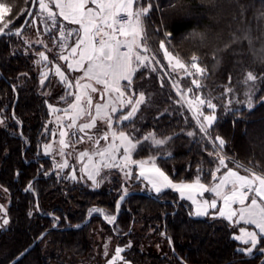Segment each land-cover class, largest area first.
Instances as JSON below:
<instances>
[{"label":"trees","instance_id":"obj_1","mask_svg":"<svg viewBox=\"0 0 264 264\" xmlns=\"http://www.w3.org/2000/svg\"><path fill=\"white\" fill-rule=\"evenodd\" d=\"M0 2L12 7L6 20L12 21L0 36V201L8 203L9 217V226L0 231V264H9L53 227L57 229L42 240L48 241L47 246L41 242L18 264H53L58 257L68 256L90 258L98 224L132 245L125 257L133 264H264L260 250L264 239L253 256L244 255L237 251L240 245L228 222L192 216L188 203L172 191L153 197L148 191H131L137 193L130 194L118 212L124 194L118 180H113L116 187L92 189L84 174L76 180L62 175L54 157L44 153L57 129L51 107H65L75 98L74 90L50 72L64 51L59 34L62 22L57 19L55 28H47L41 21L40 33L33 34L37 3L28 26L17 34L33 0ZM149 2L152 10L144 19L147 43L160 51V42H166L187 63L193 55L199 57L200 66L207 69L202 95L216 97L218 118L210 130L212 141L200 134L190 111L177 105L180 97L169 81L161 84L158 75L142 67L132 85L146 99L134 118L115 122L117 129L140 143L133 159L154 157L176 181H194L199 175L203 182L212 183L210 173L217 166L218 153L214 141L219 136L225 140L227 156L258 172L264 170V0H142ZM41 52L47 53L48 61L41 59ZM248 72L257 77L247 82L250 92L245 84ZM150 134L169 142L152 146L144 139ZM72 143L84 142L77 138ZM107 171L117 176L118 170ZM95 206L118 213L116 223L95 215L82 226ZM151 229L154 234L148 233ZM162 234L166 255L158 254L152 243Z\"/></svg>","mask_w":264,"mask_h":264},{"label":"snow or ice","instance_id":"obj_2","mask_svg":"<svg viewBox=\"0 0 264 264\" xmlns=\"http://www.w3.org/2000/svg\"><path fill=\"white\" fill-rule=\"evenodd\" d=\"M39 9L42 13H47V17L52 21L53 25L57 23V16L61 17L69 24L77 25V28L60 29V38L63 41L62 49L68 50V55L61 54L59 59L68 61L67 67L73 71H82L83 76L75 81L73 85L69 82L65 73L59 66L55 68V73L60 76L61 80L72 88L75 86L79 90V94L75 95V103L70 104L72 110L69 114L67 109H55L53 112L64 111L70 123L66 125L67 129L75 128L77 132L85 133L86 130L96 127L97 120H103L107 123L109 129L113 127V115L118 110L117 103L121 107L131 106L127 114L117 117V121L131 120L138 111L139 105L144 102L143 93L139 94L138 99L133 100L135 93L126 95V89H130L132 79L135 72L140 66H144L149 61L148 53L151 49L148 47V37L145 31L144 19L152 10V3L144 4L142 0H38ZM92 7H89V5ZM53 8L59 11H54ZM12 12V7L5 2H0V33L8 28L11 21H6L7 14ZM19 34V33H17ZM170 35V34H166ZM73 39L74 42L68 49V41ZM235 40V37L233 38ZM159 47L164 50V55L168 59L173 70H183L189 77L194 75L203 76L207 69L199 64V57L193 55L191 63H185L178 55H174L168 51L164 42L161 41ZM42 60L47 61L48 57L43 53H39ZM191 69V70H190ZM194 70V71H192ZM47 76V73H45ZM87 79L88 83H81V79ZM257 77L248 72L245 83L248 81H256ZM94 82V83H92ZM124 82V83H122ZM192 84L199 89L202 83L198 79H193ZM95 85L102 86L97 88ZM175 86V85H174ZM178 91H180L178 89ZM231 91V89H228ZM100 93V99H104L105 94H109L106 103H96L93 105V97L91 93ZM188 93H192V98L185 94H181V99L188 105L193 113L194 119L197 121L200 131L208 134L216 120L215 109L216 104L211 99H206L193 92L192 88L187 89ZM111 93H116L115 101L111 98ZM231 103V101H229ZM51 107V106H50ZM212 109L211 114H205L203 108ZM247 107L251 109L253 102L250 98L247 101ZM95 110L93 115L92 109ZM87 115L89 121L77 125V120ZM62 119L61 117L57 118ZM194 133H189L193 135ZM69 135L68 131H61L59 144L60 151L70 146L65 137ZM76 135V133H72ZM109 135L112 143L107 148L95 153L100 160L93 163L92 157L87 152H81L80 158L88 157V165H85L83 171L87 178L92 180L96 186H99L97 177L100 175L101 167L106 168H127L129 171L126 175H131L130 166L136 165L139 168V175L151 184L156 192L162 189L171 188L180 193L182 198H186L195 205L194 214L196 216L209 215V209H214L216 215L226 219L230 224L252 225L256 230H248L247 228H239V235H235L233 239L240 241L244 245H249L247 249L239 248L237 251L248 252L257 248L262 237H264V170L257 172L253 168L233 161L235 169L229 168L227 158L217 153V166L215 172L210 173L211 180L214 183L209 186L202 182L201 177L197 175L196 179L191 183L180 182L174 183L173 180L159 168L154 158L151 160H133L132 152L136 148L139 141L133 142L130 135L124 131L112 130L105 133L102 139L108 140ZM149 137H145L147 140ZM83 141V137L79 138ZM91 139V137H89ZM119 141V145L115 142ZM218 141V147L222 150L225 140L221 137H215L214 143ZM97 143H99L97 141ZM157 145L164 144V140H155ZM51 145H46L45 150H50ZM120 148L124 149V153L119 161H117V153ZM67 162L60 167H67ZM243 168L245 174H241L237 169ZM222 169L226 171L222 172ZM217 174H220L217 176ZM73 178L75 176L73 175ZM218 181V182H215ZM205 193L213 194L212 199H198L203 197ZM126 194V193H125ZM123 197H121L122 199ZM220 207L218 208V200ZM2 208V206H0ZM90 212H103L102 209L93 208ZM109 223L115 221L114 215L105 214L104 217ZM8 224V220L4 219L0 227ZM258 230V231H257ZM264 251V248L260 249ZM123 248H116L115 256L109 261V264H117V261H123L124 257L121 253ZM126 264V262H125Z\"/></svg>","mask_w":264,"mask_h":264},{"label":"rangeland","instance_id":"obj_3","mask_svg":"<svg viewBox=\"0 0 264 264\" xmlns=\"http://www.w3.org/2000/svg\"><path fill=\"white\" fill-rule=\"evenodd\" d=\"M37 10H38V13H37V15L35 14V17L33 18V23H32V33L33 34H39L40 33L41 21L43 23L42 25H45L47 28L50 25L53 28H55L56 25H58L57 24L58 20H57L56 25H53L51 20H49L48 18L45 19L42 16L41 11L39 9H37ZM8 15L9 14H7V16L5 17V20H7ZM2 24L3 23H0V25H2ZM60 27L65 29V25L62 24V23H61ZM4 30H8V28H5ZM59 34H60V31H59ZM39 36H42V35L40 34ZM61 42L63 43L62 40H61ZM164 44L167 47L168 51L172 52L171 49L168 47L167 43L164 42ZM148 47L151 49V51L148 52V53H142V54L143 55H148L150 59H149L148 62H146V64L144 66H140L138 69L144 67V69H148L149 73H151V74L153 73L155 75H158L160 80H162V81H160L161 84H163V82L165 83V79L168 80L169 83L171 84L172 88L178 93V95L180 97V100H178L177 105H181V106H183V109L190 111L191 118L195 122L196 128H198L200 130L197 121L193 117V113L188 108V105L186 103H184V101L181 99V94H185L189 98H192V93H188L187 92L188 88H192L193 92L195 94L200 95V96L203 97L202 88H203V83H205L204 82V78H205L204 75L205 74L203 76L194 75V76L189 77V76H187L185 74V72L183 70H179V69L173 70V68L171 67V65L168 62V59L164 55V50L163 49H160V51H154L149 44H148ZM174 55H176V54H174ZM185 63H187V62H185ZM190 63H191V61L189 63H187V64H190ZM192 71H194V70H192ZM193 79L200 80L201 83H202V87L197 89L196 85L192 84V80ZM245 84H246V88H248V87L250 88V86L247 83H245ZM243 85H244V82H243ZM249 88H248V92H250V89H251V88L250 89ZM178 89L180 91H178ZM227 92H228V94H230V92L232 94V90L231 91L227 90ZM131 93H135V95L132 96V99L136 100V99H138L139 94L141 92L136 91L134 89L133 85H131L130 89H126V95H130ZM215 98L216 97L211 98L212 102L217 105V107L215 109L216 120L213 123L212 127L214 126V124L216 123L217 118H218L217 117L218 104L216 103ZM206 99H208V98H206ZM141 104L139 105L138 111H139V109L141 107ZM122 108H123L122 112H120L115 118L120 117L123 114H127V112L130 111L131 106L122 107ZM226 108L228 109V107H226ZM138 111L136 113H138ZM203 111L205 112V114H211L212 113V109H208L207 107H204ZM136 113L134 114V116L132 118H134L136 116ZM1 121H2V118L0 116V122ZM120 122H123V121H120ZM211 128L208 129L207 136L209 137L210 140L213 141V138L210 135ZM200 134H203L204 136H206L204 132L200 131ZM148 137L149 138L147 140H145V141H148L149 144H151L152 146H155V147H164L169 142L168 138L167 139L166 138H160V137H157L155 134H150V135H148ZM73 140H74V138L72 137L71 148L68 149L65 152L63 151V155H61L60 146H58L57 143H55L56 145H55V147L53 149V152H52L53 154H51V156H53L54 159L56 160L58 168H60V172L62 173V175L66 176V178H69L71 180H76V179H78L80 177L79 176L80 174L83 175V170L81 168V164H80V161H79L80 151L86 148L87 150H85L84 152L92 153V152H95V151H97L99 149H102L106 145L107 142L105 144H104V142H101V143L100 142L99 143H97V142H87V143H85L84 142L82 144H74V143H72ZM155 140H164L165 143L161 144V145H157L155 143ZM98 141H99V139H98ZM215 143H216L217 146L215 144L214 145L217 147V150L220 153V155H223V156H225L227 158V163H228V167L229 168L235 169V164L233 163V161H235L237 163H240V164L244 165L245 167L252 168L251 166L245 165V164L241 163L240 161H237L236 159H233V158L227 156L225 154V152H224V146H223V149L221 150L218 147V141H216ZM139 144L137 143L136 148L133 150L132 157H134V153L137 150ZM50 150H51V148H50ZM44 153H45V150H44ZM45 154H47V153H45ZM152 158H154V157L147 158V160H151ZM154 160L156 162L155 158H154ZM65 161L67 162L68 166L67 167H63V168L60 167V165L64 164ZM114 168H116V167H114ZM114 168H103L101 170L102 172H100V175L97 177V181L99 182V186H96V184L92 180H89L87 178V175H85L86 176L85 178L87 180L88 186L90 188H92V189L93 188L95 189V188H98V187L102 188L104 185H107V187H110V188L116 187V186L119 185L121 187L120 192L122 191L124 193L121 196L123 198L122 199L120 198V200L118 202L117 210L119 212L122 203L128 197V196H126L127 194H129L131 191H134V190H142V191L144 190V191L147 192L148 191V187L146 185H144V184L143 185H141V183L139 184V182H138V180L136 178V171H135L133 165L130 166V171H131V175L130 176L126 175V173L129 171V169H127V168H124V169L119 168V169H117L118 170L117 173H116L117 176L115 175L114 172L107 171V170H113ZM215 169H216V167H215ZM225 170L226 169H222V172L225 171ZM241 170H243V168H241ZM103 171H104V173H103ZM255 171H257V170H255ZM214 172H215V170H214ZM101 174H102V176H101ZM73 175L75 176V178H73ZM218 175L219 174H217V176ZM106 179H108V181H106ZM113 180H115V181L118 180V185H116L115 182H113ZM0 206H2V208H0V224H3V220L4 219L8 220V224L7 225H4L3 227H0V231H2V230H5L9 226L8 203H6L4 200L0 201ZM93 208L102 209V208H99V207H96V206L93 207ZM93 208H91V209H93ZM102 210H103V212H90L89 211L88 215H87V219H88L89 216L90 217L92 216V218H93L95 215H100L101 216V214H104V215L107 214V215H110V216L114 215L116 217V219L111 224L116 223L117 218H118V213L115 214V213H112V212H109V211L107 212L104 209H102ZM92 218H91V220H92ZM91 220L89 221V223L91 222ZM77 227H81V225H79ZM141 227H142L141 225H138L137 228L140 229ZM154 232H155V230L151 229V231H149L148 233L149 234H154ZM93 236H94L93 237L94 249H93V252H92V255H91L90 258L88 257V258H85L83 260H78V259H75V258H73L71 256L62 257V258L58 257L59 260L54 262L53 264H109V261L112 260L113 257L115 256V250L118 247L124 249V251L121 253V255L124 257V260L123 261H117V264H125V262H126V264H133L130 261H128L126 259V257H125V251L129 247L132 246L131 244L123 243L122 241H120V239L115 237L113 235V233L104 231L103 227L100 224L95 226L94 231H93ZM165 242H166V239H165L163 234L159 237V239L155 238L154 240H152L153 248L157 251L158 254L163 253V255H166V253H167L166 250H163ZM42 244H43V247H46L47 244H48V241H45V243L42 242ZM168 246H169V244L167 242V247ZM141 249L145 250L146 247H144L142 245ZM262 253L264 254V251H262Z\"/></svg>","mask_w":264,"mask_h":264},{"label":"crops","instance_id":"obj_4","mask_svg":"<svg viewBox=\"0 0 264 264\" xmlns=\"http://www.w3.org/2000/svg\"><path fill=\"white\" fill-rule=\"evenodd\" d=\"M38 5H39V3H38ZM89 7H92V5L90 4ZM38 9H39V6H38ZM39 10H40V9H39ZM53 10H54V11H57V12L59 11L58 9H55V8H53ZM41 14H42V16H43L45 19L48 18V17H47V13H42V12H41ZM57 19L60 20L62 23L67 24L68 29H74V28H77V27H78L77 25L69 24L68 22L64 21V20H63L61 17H59V16H57ZM73 42H74L73 39H70V40L68 41V49H70V47L72 46ZM43 53H44V54L48 57V59H49V56L47 55V53H45V52H43ZM62 54H64V55H68V50L64 49V51L62 52ZM44 61H45V60H44ZM47 61H48V60H47ZM45 62H46V61H45ZM67 64H68V61H65V60L60 59L59 64H55V65L51 68V71H50V72L56 74V73H55V68H56L57 66H59V67L61 68V70L65 73V76L67 77L68 81H69V82H72L73 85H74V84H75V81L83 76V72H82V71H73V70H70V69H68ZM136 73H137V71L135 72V75L133 76L132 82H133V80H134L135 77H136ZM56 75H57V74H56ZM71 75H72V76H71ZM57 76H58V75H57ZM58 77H59V79L61 80L60 76H58ZM61 81H62V80H61ZM62 82H63V81H62ZM80 82H81V83H88L89 81L85 78V79H81ZM92 83H94V82H92ZM122 83H124V82H122ZM95 86H96L97 88H101V87H102V86H100V85H95ZM72 89L74 90L75 95H76V94H79V90H78L75 86H73ZM91 95H92V97H93V105H95L96 103H101V104L106 103L107 100H108V98H109V94H105L104 99H103V100L100 99V93H99V92H97V93H91ZM110 95H111V98L113 99V101H115V98H116V95H117V94H116V93H111ZM71 103H75V98H74V100H73ZM71 103H70V104H71ZM70 104L67 105V106H65V107L52 106V107H51V110H52L53 108H55V109H61V110L67 109L68 112H69V114H71L72 110H71V108H70ZM117 108L120 109V110H118L116 113L112 114V115H113V127H112V129H109V128H108L107 123H106L105 121H103V120H99V119H98V120H97L96 127L92 128V129H89V130H86L87 135H85V133L77 132V130H76L75 128H73V129H67V128H66V125H67L68 123H70V121L68 120V117L65 115V112H64V111L53 112V110H52V113H53V116H54V120H55V122H56V127H57V129H56V131H55L56 133H54V140H53L52 143L50 144V145H51V150L46 151L45 148H44L45 153H47L48 155L53 154L52 152H53V149H54V147H55V145H56L55 143H57V145L60 146V144H59V140L61 139V137H60V132L66 130V131L69 132V135H68L67 137H65V139H66V141L69 142L70 146L67 147V148H65V149L63 150L64 152L71 148V140H72V137L74 138V140H76L77 138L83 137V142H85V143H87V142H97L98 139H99L98 142L103 141L104 144L107 142L106 145H105L102 149H99V150H97V151H95V152H92V153H89V152H88L89 156L92 157L93 163L98 162V161L100 160V157H99L98 155H95V153H97V152H99V151H101V150L107 148L108 145L111 144V143L113 142V141H112V138H111L110 135H109V139H108V140H104V139H102V136H103L105 133H110L112 130H115V131H117V132L120 131V130L117 129V127L115 126V122H116V125L119 124V123H121V122H120V121L117 122V119H116L115 117H116L120 112H122L123 108L121 107V105H120L119 103H117ZM92 112H93V115H95V110H94V108L92 109ZM58 117H61L62 119H59V120H58V119H57ZM89 119H90V117H88L87 115H85V116H83L81 119H78V120H77V125H80V124L86 123V122L89 121ZM74 132L76 133V135H72V133H74ZM125 133H126V132H125ZM127 134H128V133H127ZM128 135H129V134H128ZM89 137H91V139H89ZM130 137H131V136H130ZM133 142H134V141H133ZM115 143H116L117 145H119L120 142H119V141H116ZM60 148H61V146H60ZM85 150H87V149L85 148V149L81 150L80 153H81V152H84ZM123 153H124V149H123V148H120L119 153H117V161L120 160V158L122 157ZM132 158H133V157H132ZM79 161H80V164H81V168H82V170L84 169L85 165H88V167L91 168V165L88 164V157H84L83 159H81V158H80V154H79ZM155 163H156V162H155ZM156 165H157L159 168H161L157 163H156ZM133 166H134V169H135V171H136V178H137V180L140 181V182H142L144 185H146V186L148 187V192H150V193L153 194V195L158 196V195H161V194H163V193H165V192H167V191H172V192H174L175 194H177V196L179 197L180 200L187 202L188 205H189V207H190L191 213H194V211H195V205H193V204L191 203V201L187 200L186 198H182L179 192H177L176 190L171 189V188H165V189H162L160 192H156L155 189L152 188L151 184H149L147 180H145L143 177H141V176L139 175V168H138V166H136V165H133ZM103 168H106V167H101V170H102ZM112 168H114V167H112ZM114 169L117 170V169H119V168H114ZM161 169H162V168H161ZM162 170H163V169H162ZM237 170L240 171V173H241L242 175L245 174L243 170H241V169H237ZM163 171H164V170H163ZM225 171H226V170H225ZM101 172H102V171H101ZM164 172H165V171H164ZM165 173H166V172H165ZM83 174L86 175V173H85L84 171H83ZM166 174H167V175L173 180L174 183H180V182L191 183V182H193V181H176V180H174V179H173L168 173H166ZM219 175H220V174H219ZM219 175H218V176H219ZM85 177H86V176H85ZM202 182H203V181H202ZM215 182H218V181H215ZM203 183H205V184L211 186V185L214 183V181H213L212 183H206V182H203ZM212 198H214V197H213V194H211V193H205L204 196H203L202 198H201V197H198V199H209V200L212 199ZM217 200H218V208H219V207H220V201H219V198H217ZM216 211H217V210L209 209V215H206V216H196V215H194V214H193V215L196 216V217H199V218L222 219V220L228 222L226 219H224V218L219 217L218 215H216V214H215ZM228 223H229V222H228ZM229 224H230V223H229ZM230 225L234 228L233 237H234L235 235H239V234H240V233H239V228H241V227L247 228L248 230H256V229L254 228V226H252V225H245V224H243V223H241V224H230ZM257 231H258V230H257ZM263 239H264V237L261 238V240H263ZM234 240H235V239H234ZM261 240H260V243H261ZM235 241H236L237 243H239L240 248L247 249V248L249 247V245H244V244L241 243L240 241H237V240H235ZM260 243L257 245V248H258V246L260 245ZM257 248H256V249H253L252 252H251L250 254H249L248 252H246V251L243 252V253L246 254L247 256H252V255L255 253V251L257 250Z\"/></svg>","mask_w":264,"mask_h":264},{"label":"water","instance_id":"obj_5","mask_svg":"<svg viewBox=\"0 0 264 264\" xmlns=\"http://www.w3.org/2000/svg\"><path fill=\"white\" fill-rule=\"evenodd\" d=\"M38 0H33L32 3V7L30 9V12L28 13V16L25 20V22L23 23V25L16 31V33L21 34L24 29L28 26L29 22L31 21V19L33 18V15L35 13L36 10V6H37ZM6 32H2L0 33V36L5 35ZM137 192H130L129 194H127L126 196H129L130 194H134ZM138 193H142V192H138ZM151 195L153 197L152 194H148ZM101 216L103 217V219L108 222V220H106L104 217V214H101ZM194 216V215H192ZM92 216L88 217L87 221L84 223V225H86L87 223H89V221L91 220ZM118 219V218H117ZM109 223V222H108ZM111 224V223H109ZM83 225V226H84ZM57 229V227H53L49 230H46L45 232H43V234L37 239L35 240L30 246H28L21 254H19L14 260H12L9 264H18L21 260H23L25 257H27L40 243L41 241L49 234V232H51L52 230Z\"/></svg>","mask_w":264,"mask_h":264}]
</instances>
